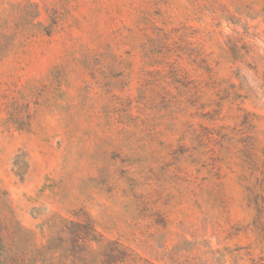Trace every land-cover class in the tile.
Here are the masks:
<instances>
[{"label":"rangeland","instance_id":"rangeland-1","mask_svg":"<svg viewBox=\"0 0 264 264\" xmlns=\"http://www.w3.org/2000/svg\"><path fill=\"white\" fill-rule=\"evenodd\" d=\"M257 205L264 0H0V264H264Z\"/></svg>","mask_w":264,"mask_h":264},{"label":"trees","instance_id":"trees-1","mask_svg":"<svg viewBox=\"0 0 264 264\" xmlns=\"http://www.w3.org/2000/svg\"><path fill=\"white\" fill-rule=\"evenodd\" d=\"M256 209H257V212H258V215L260 214L261 215V213L264 211V207L263 206H261V205H257L256 206ZM87 226H85V229H87V230H85L84 232H83V234L85 235V237H83L85 240H86V234L90 231H93L94 232V229L92 228V226H91V224L90 223H87L86 224ZM87 227V228H86ZM92 239H94V238H92ZM95 240V239H94ZM114 252H115V250H109V253H107V254H109L108 255V257L110 256V260H113V254H114ZM117 254H118V252H117ZM122 256V262H127V261H130L131 259H127V255L125 254V253H123V252H119V256ZM121 261V260H120ZM131 262H134V261H131Z\"/></svg>","mask_w":264,"mask_h":264}]
</instances>
